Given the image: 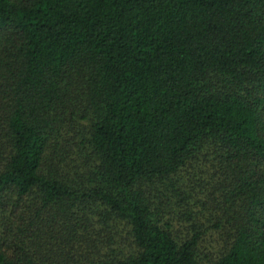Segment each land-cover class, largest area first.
Wrapping results in <instances>:
<instances>
[{
    "label": "trees",
    "instance_id": "trees-1",
    "mask_svg": "<svg viewBox=\"0 0 264 264\" xmlns=\"http://www.w3.org/2000/svg\"><path fill=\"white\" fill-rule=\"evenodd\" d=\"M0 264H264V0H0Z\"/></svg>",
    "mask_w": 264,
    "mask_h": 264
}]
</instances>
